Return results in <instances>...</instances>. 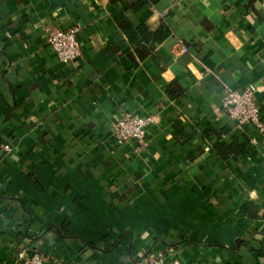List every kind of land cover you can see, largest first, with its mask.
Returning <instances> with one entry per match:
<instances>
[{"label":"crops","instance_id":"1","mask_svg":"<svg viewBox=\"0 0 264 264\" xmlns=\"http://www.w3.org/2000/svg\"><path fill=\"white\" fill-rule=\"evenodd\" d=\"M137 1L0 0V264H264V134L223 109L251 85L264 121V0ZM119 17L168 31L140 56ZM126 114L154 120L142 147Z\"/></svg>","mask_w":264,"mask_h":264},{"label":"built area","instance_id":"2","mask_svg":"<svg viewBox=\"0 0 264 264\" xmlns=\"http://www.w3.org/2000/svg\"><path fill=\"white\" fill-rule=\"evenodd\" d=\"M77 34V29H52L49 32L47 41L55 49L63 63L68 64L81 58L82 51ZM255 94L256 89L251 85L242 91L225 87L223 91V109L232 120L241 125L251 124L260 133L264 134V121ZM153 122L152 117L126 114L116 124V142L120 146L136 142L138 147H142L146 142L147 130ZM5 149L9 151L10 146H5ZM18 260L22 264H46L43 256L37 253L29 254L27 250L19 253ZM140 264H164V258L161 253H158Z\"/></svg>","mask_w":264,"mask_h":264},{"label":"trees","instance_id":"3","mask_svg":"<svg viewBox=\"0 0 264 264\" xmlns=\"http://www.w3.org/2000/svg\"><path fill=\"white\" fill-rule=\"evenodd\" d=\"M160 1L161 0H138L136 3H132L130 7L133 12H138L142 8L148 5H156ZM118 21L121 29L131 44L135 46V50L140 56H149L153 49L151 47H147L146 45H150L152 41H161L166 36L168 31L165 24H162L157 30H151V28L146 24L135 26L132 22L124 19L123 17H119ZM216 149L224 158H227L232 154H242V156L245 155V146L239 145L237 140H235V142L231 145H217ZM243 211L249 214V216H257L256 214L250 212L249 205H246Z\"/></svg>","mask_w":264,"mask_h":264}]
</instances>
